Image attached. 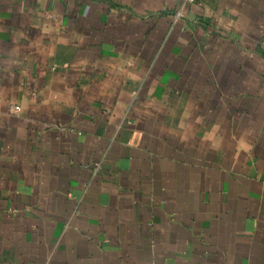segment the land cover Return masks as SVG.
I'll list each match as a JSON object with an SVG mask.
<instances>
[{
  "label": "crops",
  "instance_id": "1",
  "mask_svg": "<svg viewBox=\"0 0 264 264\" xmlns=\"http://www.w3.org/2000/svg\"><path fill=\"white\" fill-rule=\"evenodd\" d=\"M0 264H264V0H0Z\"/></svg>",
  "mask_w": 264,
  "mask_h": 264
},
{
  "label": "built area",
  "instance_id": "2",
  "mask_svg": "<svg viewBox=\"0 0 264 264\" xmlns=\"http://www.w3.org/2000/svg\"><path fill=\"white\" fill-rule=\"evenodd\" d=\"M181 2H183L184 4H193L195 2V0H179ZM11 109L17 110L19 109V106H13L11 107Z\"/></svg>",
  "mask_w": 264,
  "mask_h": 264
}]
</instances>
